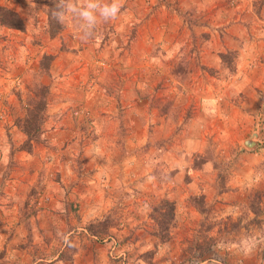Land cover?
<instances>
[{"label": "rangeland", "instance_id": "374dc122", "mask_svg": "<svg viewBox=\"0 0 264 264\" xmlns=\"http://www.w3.org/2000/svg\"><path fill=\"white\" fill-rule=\"evenodd\" d=\"M45 2L0 0L26 24L0 27V264H264V0H121L91 25L74 0L54 38Z\"/></svg>", "mask_w": 264, "mask_h": 264}, {"label": "trees", "instance_id": "16d2710c", "mask_svg": "<svg viewBox=\"0 0 264 264\" xmlns=\"http://www.w3.org/2000/svg\"><path fill=\"white\" fill-rule=\"evenodd\" d=\"M70 1L74 0H46L47 18H48V34L51 38L60 35L65 29V24L56 20L52 13L54 11L66 12V8ZM0 27L7 28L9 30H18L24 32L26 30V24L24 19L18 14L17 11L8 7L0 6ZM235 59V54L231 51L221 54V60L223 64L228 65ZM53 55H44L41 65L39 77L51 75V63L54 60ZM35 90L29 97L28 108L24 118H18L16 121L17 126L26 135L27 139L24 143V148L31 151L32 147L36 143H46V131L45 122L47 118L48 108V96L49 87L45 84H34ZM201 201V198L195 197L193 202L196 206ZM254 202V201H253ZM201 210V209H200ZM203 210V209H202ZM154 214H152L153 220L156 222L159 228V234L157 237L161 240L168 241L170 236V228L175 222L176 206L173 202L163 201L158 207L153 208ZM107 231H92L95 236L102 237V234H106Z\"/></svg>", "mask_w": 264, "mask_h": 264}, {"label": "clouds", "instance_id": "9594fccd", "mask_svg": "<svg viewBox=\"0 0 264 264\" xmlns=\"http://www.w3.org/2000/svg\"><path fill=\"white\" fill-rule=\"evenodd\" d=\"M121 6V0H112L111 3H104L102 5H100L98 2H92V0H89L86 7L79 9V16L85 21H88L91 25L94 24L96 20L95 13L98 11L99 15L102 16L105 21H108L110 19H114L117 16V14L120 12ZM69 10L75 11L76 9L70 8ZM52 15L56 20L63 22V12L54 11Z\"/></svg>", "mask_w": 264, "mask_h": 264}, {"label": "crops", "instance_id": "0c3cea01", "mask_svg": "<svg viewBox=\"0 0 264 264\" xmlns=\"http://www.w3.org/2000/svg\"><path fill=\"white\" fill-rule=\"evenodd\" d=\"M102 109H103V108H102ZM102 109H100V110H102ZM202 113H203L206 117H208V109H207V107H206L205 105H204V107L202 108ZM107 124H108V121H107V118H105L104 122L102 123L103 127H105L107 131H110V129L113 130L112 125H111V124H110V125H107ZM104 125H106V126H104Z\"/></svg>", "mask_w": 264, "mask_h": 264}, {"label": "bare ground", "instance_id": "6f19581e", "mask_svg": "<svg viewBox=\"0 0 264 264\" xmlns=\"http://www.w3.org/2000/svg\"><path fill=\"white\" fill-rule=\"evenodd\" d=\"M247 145L251 147V146H253L254 144H253V143H250V142H248V143H247Z\"/></svg>", "mask_w": 264, "mask_h": 264}, {"label": "water", "instance_id": "95a60500", "mask_svg": "<svg viewBox=\"0 0 264 264\" xmlns=\"http://www.w3.org/2000/svg\"><path fill=\"white\" fill-rule=\"evenodd\" d=\"M248 141H250V140H248ZM248 141H246V142H248Z\"/></svg>", "mask_w": 264, "mask_h": 264}]
</instances>
